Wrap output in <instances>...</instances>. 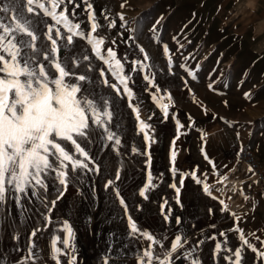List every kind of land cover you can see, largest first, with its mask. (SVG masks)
<instances>
[{
	"label": "rangeland",
	"instance_id": "obj_1",
	"mask_svg": "<svg viewBox=\"0 0 264 264\" xmlns=\"http://www.w3.org/2000/svg\"><path fill=\"white\" fill-rule=\"evenodd\" d=\"M240 1L127 0L125 7L121 8L125 0H91L98 21L103 25L98 34L106 39L104 47L114 48L121 57L127 54V70L132 66L131 61L142 58L138 46H143L150 56V60L145 63L151 65L150 72L155 74L156 84L162 94L165 91L171 93L175 106L170 108L169 117L164 120L161 111L151 100V93L155 89L151 86L146 89L147 82L140 72L130 73L134 80L130 87L135 93L132 103L139 105L141 119L154 129L152 135L156 143L147 149L142 135L138 134L135 113L129 108L127 99L117 97L112 89L101 83L103 78L99 76V69L106 66L94 58L86 41L75 38L74 54L77 57L84 54L93 57L91 64L95 69L85 73L84 65L81 64L75 71L91 77L92 83L88 87L94 94L112 98L114 115L111 127L119 134L122 145L117 153L97 133V138L88 145V149L100 166L99 174L87 172L72 180L64 196L52 209V224L46 230H43L45 221L41 213H47V209L39 200L34 197L23 198L17 205L9 195L6 204L0 206V260L17 264L30 242L46 253L56 228L67 220L75 233L74 254L77 264H104L106 257H110L109 264H137L135 253L139 245L127 236V215H131L142 230L158 236L167 235L171 238L173 234H186L188 244L180 253L198 246L197 255L201 264H227L223 259L226 253L216 254L215 244L217 240L223 242L224 237L219 236L223 231L227 235L228 246L234 250L239 242L237 233L230 229L237 222L229 214L222 213L218 199L204 194L202 186L197 185L190 175L185 177L181 187L180 172L192 171H196L201 179L203 173H209L208 182L215 185L213 195L227 204L230 200H236L239 207L236 213L243 218L239 226L246 234L255 233V236L264 240V199L247 181L251 172L246 171L244 177L235 176L233 172L220 174L230 175V179L236 183V191H223V185L216 183L218 177L211 174L212 165L201 153L202 146L212 148L211 134L214 131L231 130L236 126L240 128L243 123H247L242 121L247 117L246 110L264 106V18L251 10L257 7L254 0H245L243 4H239ZM77 2L81 3V0ZM5 3L8 0H0V7ZM73 7L68 6L69 12ZM84 7L81 3L80 8L76 9L77 21H86ZM117 13L124 14L126 25L121 26ZM3 15L0 13V16ZM104 15L116 20L115 28L107 27L108 21L103 18ZM82 27L87 30L88 24L82 23ZM153 28L156 29L155 33ZM63 43L61 40L60 44ZM164 45L168 46L172 55L174 74L169 73L167 58L163 53ZM179 45H183V48ZM185 57L190 68H198L196 81L187 77L179 67L185 63ZM104 78L116 83L107 71ZM184 79H187L191 93L185 88ZM209 84H212L214 91L208 88ZM254 91L250 99H245L244 93ZM225 100L228 102L227 107L223 103ZM174 116L185 125L181 131L187 133L176 143V167L179 171L175 177L170 164L171 141L176 135ZM189 116L195 121L191 126ZM225 121L232 122V126ZM198 129L207 131L206 145ZM133 147L151 153L150 169L147 156L133 153ZM236 161L246 167L237 157ZM149 170L155 187L150 189L145 200L139 196V190L147 182ZM117 171L120 172V179L116 184L128 205L127 215L115 198L113 189H105L107 180H115ZM172 183L181 188L179 203L176 202L175 189L170 186ZM240 190L250 199L244 200ZM55 197L56 192L50 191L49 201ZM165 200L167 204L163 212L171 210L168 221L164 220L161 211ZM177 217L180 218L179 224L176 223ZM36 228L42 231L37 233V237H31V231ZM212 236H216L217 240L210 239ZM250 239L260 247L254 237ZM200 241L203 243L200 244ZM169 246L170 241L165 243V248ZM61 259L63 264L65 258ZM174 259L175 264H187L186 260L179 258V254ZM44 264L53 262L46 258ZM242 264H264V261H258L254 253L245 250Z\"/></svg>",
	"mask_w": 264,
	"mask_h": 264
},
{
	"label": "snow or ice",
	"instance_id": "obj_2",
	"mask_svg": "<svg viewBox=\"0 0 264 264\" xmlns=\"http://www.w3.org/2000/svg\"><path fill=\"white\" fill-rule=\"evenodd\" d=\"M81 3L85 6L83 11L86 21L75 19L76 9L80 8ZM81 3L77 0H8V3L0 7V13L4 14L0 16V206L6 204L9 195L17 205L23 198H36L47 209V213H41L45 221L43 230L52 224L50 213L57 201L64 196L72 180L87 172L99 174L100 166L88 149V145L97 138V133L99 138L107 141L117 153L122 145L119 134L111 127L114 115L112 98L103 94L96 95L89 90L88 85L92 80L85 73L95 71L91 64L93 57L87 54L77 57L74 54L75 38L86 41L94 58L106 66L99 69V76L103 78L101 83L112 89L117 97L127 99L129 108L135 113L138 134L142 135L147 149L156 143L152 135L154 129L150 123L141 119L139 105L132 103L135 93L130 87V84L134 83L130 73L140 72L143 80L147 82L146 89L149 86L155 89V92L151 93V100L161 111L164 120L168 119L170 108L175 106L171 93L165 91L162 94V90L156 84L155 74L150 72L151 65L145 63L150 60V56L144 47L138 46L142 58L131 61V68L126 70L127 54L121 57L114 48L104 47L106 39L98 34L103 25L98 21L91 0H81ZM126 3L127 0L121 3L120 7L124 8ZM69 5H74L71 12L68 9ZM117 16L121 26L126 25L124 14L117 13ZM103 18L108 21V28L116 27V20L109 19L107 15ZM82 23L88 24L87 30L82 27ZM152 31L155 33L156 29L153 28ZM61 40L64 41L63 45L60 44ZM112 43L115 44V41ZM179 47L183 48V45ZM163 53L167 58L169 73L174 74V61L167 45L163 46ZM184 59L185 63H181L179 67L185 71L187 77L196 81L198 68H190L186 63L187 57ZM81 64L84 65L85 73L75 71ZM106 71L116 83H110L104 78ZM184 86L190 93L192 92L187 79H184ZM208 88L214 91L212 84H209ZM244 97L250 99V93H244ZM195 99L193 96L194 101ZM223 103L225 107L228 106L226 100ZM173 118L175 119V116ZM188 119L189 126L195 123L191 116ZM225 123L232 126L230 121ZM175 125L176 135L170 146L173 177L179 171L176 167L178 155L176 143L182 135L187 134L186 131H181L185 125L179 119H175ZM198 131L206 145L207 131L204 129ZM132 152L146 155L147 165L149 169L151 168L150 152H141L136 147L132 148ZM201 153L212 165L211 174L218 177L216 183L228 182L229 176L220 175L215 163L205 152L204 146L201 147ZM247 171L253 172V169L249 167ZM187 175H190L197 185L202 186L204 194L214 200L218 199L222 206L221 212L229 214L237 222L230 231L237 233L238 245L234 250L229 247L227 235L222 231L219 236L224 237L223 242L218 241L216 236L210 237L217 240L215 253H226L223 259L227 264H242L245 250L254 253L258 261H264V240L255 236V233L246 234L239 226L243 218L233 212L225 200L213 195L215 185L208 182L209 173H203L201 179L196 171L180 172L181 187ZM119 179L120 172L117 171L115 180H107L105 189L109 187L113 189L115 198L127 215L128 205L116 184ZM170 186L175 189L176 202L179 203L181 188L175 183ZM153 187H155L153 175L149 170L147 182L139 190V196L148 199L147 193ZM52 190L56 192V197L49 201L48 196ZM232 190L236 191L235 186ZM240 194L244 200L250 199L243 190H240ZM166 204L167 200L161 205V211L164 220L168 221L171 210L169 209L168 213L163 212ZM176 223H180L179 217L176 218ZM127 230L128 238L137 241L139 245L135 253L137 264H175L176 254H179L180 259L186 260L187 264H201L197 255L198 246L180 253L188 244L186 234H173L171 238L167 235L158 236L142 230L131 215H127ZM40 231H42L40 228L33 229L30 236L37 237ZM55 232L46 253L35 243L30 242L25 255L17 264H44L46 258L53 264H62V257L65 258L63 264H77V257L74 254L75 233L71 224L65 220ZM250 237L255 238L260 245L259 248ZM169 241L170 246L165 248V243ZM199 243L202 244L203 241ZM109 259L110 257H106L104 264H109ZM0 264H7V261L0 260Z\"/></svg>",
	"mask_w": 264,
	"mask_h": 264
},
{
	"label": "crops",
	"instance_id": "obj_3",
	"mask_svg": "<svg viewBox=\"0 0 264 264\" xmlns=\"http://www.w3.org/2000/svg\"><path fill=\"white\" fill-rule=\"evenodd\" d=\"M243 1L245 0H241L239 4H243ZM254 2L257 5L256 10H251L264 18V0H254ZM240 6L246 7L245 5ZM255 92L249 93L254 94ZM246 111V119L241 120L247 123H243L240 128L236 126L231 130L227 128L226 130L214 131L211 134L213 141L212 148H205V152L215 163L218 172H222L220 174L233 172L236 173L235 176L244 177L248 167L245 164L246 167H242L236 161L238 152L241 149L253 153L258 162L264 165V106Z\"/></svg>",
	"mask_w": 264,
	"mask_h": 264
},
{
	"label": "built area",
	"instance_id": "obj_4",
	"mask_svg": "<svg viewBox=\"0 0 264 264\" xmlns=\"http://www.w3.org/2000/svg\"><path fill=\"white\" fill-rule=\"evenodd\" d=\"M237 159L245 164L248 168L251 167L253 169V172H251V175L247 179V181L252 183L254 190L259 193L264 199V165H261L256 159L255 155L248 151H239ZM222 185L223 191L231 190L234 186H236L232 182V179ZM228 204L233 212L238 211L239 207L236 200H230L228 201Z\"/></svg>",
	"mask_w": 264,
	"mask_h": 264
},
{
	"label": "bare ground",
	"instance_id": "obj_5",
	"mask_svg": "<svg viewBox=\"0 0 264 264\" xmlns=\"http://www.w3.org/2000/svg\"><path fill=\"white\" fill-rule=\"evenodd\" d=\"M235 185H236V183L234 182V181H232ZM236 187V186H235Z\"/></svg>",
	"mask_w": 264,
	"mask_h": 264
}]
</instances>
